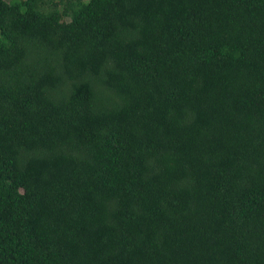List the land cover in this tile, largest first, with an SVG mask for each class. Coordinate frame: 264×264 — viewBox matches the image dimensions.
<instances>
[{"label": "trees", "instance_id": "1", "mask_svg": "<svg viewBox=\"0 0 264 264\" xmlns=\"http://www.w3.org/2000/svg\"><path fill=\"white\" fill-rule=\"evenodd\" d=\"M0 264H264V0H0Z\"/></svg>", "mask_w": 264, "mask_h": 264}]
</instances>
